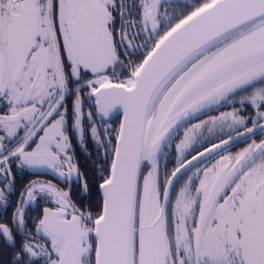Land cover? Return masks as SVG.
<instances>
[{"label": "snow or ice", "instance_id": "snow-or-ice-1", "mask_svg": "<svg viewBox=\"0 0 264 264\" xmlns=\"http://www.w3.org/2000/svg\"><path fill=\"white\" fill-rule=\"evenodd\" d=\"M257 130L264 0H0V264H264Z\"/></svg>", "mask_w": 264, "mask_h": 264}, {"label": "flooded vegetation", "instance_id": "flooded-vegetation-1", "mask_svg": "<svg viewBox=\"0 0 264 264\" xmlns=\"http://www.w3.org/2000/svg\"><path fill=\"white\" fill-rule=\"evenodd\" d=\"M190 3H192L194 0H187ZM176 2L179 3H184L186 2V0H176ZM179 11V9L177 10ZM214 110L213 108L207 110V111H212ZM119 123V119L118 118H113L112 119V126H118ZM103 126V125H102ZM251 124H248V127H250ZM242 130V129H240ZM227 133V132H225ZM235 133H232V135H234ZM260 134V132H257L256 134H254L253 136H256ZM251 136V137H253ZM249 137V138H251ZM224 138H227V135L224 136ZM246 138L240 142H238L237 144H234L232 146L229 147V151H234L237 150L238 147H240L239 144L243 143L244 141H246ZM214 141L218 142V140H216V138L214 139ZM73 148L75 151V159L78 162V166L81 170V172L86 174V170L91 171L92 169H94L93 165L96 163V156L95 154H93L92 156H88L86 155V152L91 150V143H89V148L88 149H84L81 148L75 138H73ZM236 148V149H235ZM83 157H85V159H82ZM13 172L16 174V184H15V191L8 197L9 199V203H10V207L7 208V212H4V205L0 204V222H4V223H8L11 220V215H12V210L16 207L17 202L19 200V193L23 190V186L25 184H27L29 182V180H40V181H48L51 180L53 183H58V178L51 173L49 170L46 169H41V170H33V169H23V170H18L17 168L13 167ZM61 187H66V185L61 184ZM72 188H73V192L75 193L76 191H78L77 187H76V182L75 180H73L72 183ZM31 216H35L36 212L35 211H31L28 213Z\"/></svg>", "mask_w": 264, "mask_h": 264}, {"label": "rangeland", "instance_id": "rangeland-1", "mask_svg": "<svg viewBox=\"0 0 264 264\" xmlns=\"http://www.w3.org/2000/svg\"><path fill=\"white\" fill-rule=\"evenodd\" d=\"M214 110L212 111H204V113H199L197 114L196 117L194 118H191V123H198L200 120H207L209 119V117L211 116H218L221 112H224V111H230L231 108L228 107V106H218L217 107H213ZM190 126V125H189ZM184 131V128H181L180 129V133H182ZM225 132H228V129H225ZM216 135H219V132L217 131ZM205 136L208 137L209 139L213 140L216 138L215 135H210L208 133L205 132ZM255 139L256 142L258 143L261 139H264V134H258L256 136H253L249 139H247L246 141H244L243 143L239 144L240 147L237 148V150H234V151H230L232 153H236V152H239L240 150H242L243 148L247 147L248 144H250L252 142V140ZM178 142V141H177ZM217 142V141H216ZM199 145H196V147H198ZM236 149V148H235ZM167 152H168V157L166 158V160H162V164L164 162H168V161H171V162H168V167L169 168H172L174 166V149L173 148H169L167 149Z\"/></svg>", "mask_w": 264, "mask_h": 264}, {"label": "water", "instance_id": "water-1", "mask_svg": "<svg viewBox=\"0 0 264 264\" xmlns=\"http://www.w3.org/2000/svg\"><path fill=\"white\" fill-rule=\"evenodd\" d=\"M205 110H206V109H205ZM241 131H243V130H241ZM257 132H260V131L257 130L254 134H256ZM254 134H250V135H246V136H240V137H236L235 134H234V135H233L234 140H233L232 143L229 145V147L232 146V145H234V144H237L238 142H240V141H242V140H244V139H246V138H248V137H250V136H252V135H254ZM225 139H227V138H225Z\"/></svg>", "mask_w": 264, "mask_h": 264}, {"label": "trees", "instance_id": "trees-1", "mask_svg": "<svg viewBox=\"0 0 264 264\" xmlns=\"http://www.w3.org/2000/svg\"><path fill=\"white\" fill-rule=\"evenodd\" d=\"M186 2H189V1L186 0ZM194 2H197V0H194L192 3H194ZM189 3H190V2H189ZM221 106H222V105H221ZM215 107H217V106H215ZM218 108H219V106H218ZM82 159H85V157H83ZM94 172H95V168L92 169L91 171L86 170V175H87L89 178H91ZM6 259H7V257H5V256H0V261L6 260Z\"/></svg>", "mask_w": 264, "mask_h": 264}]
</instances>
